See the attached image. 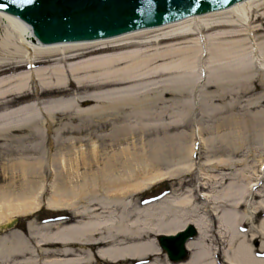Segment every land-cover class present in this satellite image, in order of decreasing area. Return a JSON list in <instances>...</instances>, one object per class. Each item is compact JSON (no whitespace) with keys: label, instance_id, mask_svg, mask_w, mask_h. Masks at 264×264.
Here are the masks:
<instances>
[{"label":"bare ground","instance_id":"6f19581e","mask_svg":"<svg viewBox=\"0 0 264 264\" xmlns=\"http://www.w3.org/2000/svg\"><path fill=\"white\" fill-rule=\"evenodd\" d=\"M263 19L264 0H249L113 38L42 44L25 22L0 12V141L21 143L17 151L6 150L16 156L3 166L8 182L0 184V224L18 217L26 222L24 231L15 229L18 219L0 234V264H264V154L240 170L241 185H234L226 171L228 165L245 163L233 162L232 151L244 146L247 122L234 118L224 134L208 139L200 122L194 134L179 132L171 142L145 139L157 126L152 121L167 111V95H175L171 106L177 121L193 111L182 97L198 88L199 71H207L200 85L203 111H216L213 104L231 96L237 100L227 111L242 107L251 89L248 72L264 73ZM252 80L254 91L261 89ZM72 82L78 89L69 95ZM235 86L238 92L232 90ZM55 93L66 96L8 108L26 94ZM259 97L256 104L263 106L264 95ZM154 105L161 107L155 110ZM255 119L261 128L256 142L264 146V112ZM54 125L59 126L54 155L52 148L44 157L24 146L46 140L52 145ZM170 126L168 122L163 128ZM108 127L114 141H134L101 154L97 132ZM88 130V137L80 138ZM195 139L206 143L208 169L222 173L194 175ZM219 139L228 146L227 156L210 155ZM86 141L88 147L81 144ZM175 166L194 172L191 187L141 205L139 191L169 175L177 179L173 175L178 170L170 171ZM43 207L69 211L71 220L36 222ZM187 225L199 234L187 243L189 258L172 262L157 238L175 235Z\"/></svg>","mask_w":264,"mask_h":264},{"label":"rangeland","instance_id":"374dc122","mask_svg":"<svg viewBox=\"0 0 264 264\" xmlns=\"http://www.w3.org/2000/svg\"><path fill=\"white\" fill-rule=\"evenodd\" d=\"M264 23V19L259 21V24ZM259 35L262 37V39L264 38V30L261 31V33H259ZM22 70H27L26 67H23ZM206 72H203V75H201V71H199L200 75L202 76V80L201 82H199L198 84V88L195 89V92H189V96L188 97H182L183 99H185L187 106L190 108L192 107L193 111L191 113H189L188 115H186L184 117V120L182 121H177V116H178V112H176L174 110V106H171V101L175 98L174 94H169L166 96V99L168 101L167 105V111L164 113V116L161 118H156L152 121V124L154 125L155 123L157 124V126H155L154 128L150 129V131L146 132V136L145 139H147L148 141H155L157 138L159 139H165L167 140L166 142H171L172 138L170 139L171 136L176 135L179 132H188V133H192L194 134V129L196 128L195 123H202L204 130H201L202 134H205V138L208 139L209 137H211L212 135L217 134L216 132H218L219 134H224V132H226L231 126L229 125V122L232 123L234 118L240 117L242 118L244 121L247 122L248 126L245 128L244 133H245V144L244 146L239 149L236 152L232 151V159L233 162H237L238 159H244L245 163L244 164H239V166L235 165L237 163H234L232 166H227V168H230L229 170H226L228 173H231V177L234 178L233 182L234 185H238V184H242L243 181L240 180L238 178V174H240V170L243 169L247 164L248 165H254V162L257 160L259 154L263 153L264 154V146L262 144H259L256 142L257 140V134L260 132L259 128V122L255 119V115L258 112H264V105L263 106H257V101L262 100L260 99L259 96L264 95V73H257L255 74V71H249L248 72V78L249 76L255 81V84H257V86L261 87V89L254 91V84L251 83L250 79L248 81V87L251 88L249 89V91H247V96L242 98V107L240 109L237 110H233V111H227L226 107L229 106L231 107L232 105L235 104V101L237 100L236 97L231 96L229 97L227 100L226 99H222L220 101H217L213 104V108H216V111L214 112H205L202 109V103H201V94H202V88H200V85H202L204 83V77L206 75ZM254 77H252V76ZM252 80V81H253ZM38 85V84H37ZM35 89V90H34ZM34 91L36 92V88L34 87ZM68 93L69 95L75 94L77 93V85L76 83L72 82V84L68 87ZM41 87L38 85V91L41 92ZM232 90H234V92H238V88L235 86ZM149 91V90H148ZM210 91H216L215 88H211ZM147 92V91H146ZM145 92V93H146ZM241 92V91H240ZM64 94V93H63ZM149 94V93H148ZM153 93L150 92L149 96H152ZM21 95V94H20ZM62 94L59 93H55L52 95H43V94H39V96H34L29 94V95H25V96H21V97H17L15 99V101L12 104H9L8 108H17L20 107L26 103H31L34 101H44L46 99H49L50 97H54V96H61ZM65 95V94H64ZM14 97V96H13ZM12 97V98H13ZM149 99V98H148ZM180 99V97L178 98ZM155 110L158 109V106L161 107V105H154ZM204 106V105H203ZM62 116V115H61ZM41 123V118H39L38 120ZM170 123L171 126L167 129H164V125L167 123ZM180 123V127H176L173 124H178ZM122 122H117V125H122ZM152 125V127H153ZM59 128V126L54 125L53 128L51 129V133L49 135V139L53 140L52 145L50 144L51 142H48V140L44 141V142H38V141H32V142H27L24 144V146H29L30 148H34L36 149V155L39 156L40 153H43V155L45 154L44 152H47V150H49V148H52L51 154L54 155L56 153L57 149V142H54V137H55V131ZM41 131L43 132L44 130L41 129ZM26 133H30V132H26ZM44 135H47V132H43ZM91 133L90 130H88L87 132H85V134L81 135L80 138L82 139H86L88 137V135ZM119 132H117L118 134ZM140 133V131H136V136ZM187 133V134H188ZM124 131H121V138H123ZM142 134V132H141ZM115 135L114 130H112L111 127H108L104 130H99L97 132V137L99 138L98 140V144L101 148V154H111L113 151H117L118 149H121L123 147V145L131 143V142H126V141H134V139L132 140L131 138L128 139H117L114 141L111 137ZM196 138V137H195ZM219 142H215V152L214 149L212 150L213 152L210 153V155L214 156V157H218L221 155L227 156V152L224 148L228 149V146L225 144V142H222L221 139H219ZM195 147L197 151L196 157L193 160V164H194V172H195V176L198 175H203L205 173H208L211 176H215L218 175L219 173H222V171H220L221 169H219L217 171V169H208V167L206 164V158H207V153H209L207 151L206 148V143L201 141L200 139H195ZM146 143L148 144L149 142L146 141ZM199 145H198V144ZM81 144H86V146H89V142H81ZM141 142H138V146H140ZM197 146H199V148L197 149ZM21 147V143L20 142H4V141H0V184H4L8 182L7 176L4 175L3 173V166L7 167L9 164V159L14 158L16 155H12L9 156L7 155V149H13L14 151H17L19 148ZM218 150V152H216ZM201 151V152H200ZM200 153V154H199ZM47 154V153H46ZM44 157H47V155H44ZM103 157L105 158V155H103ZM161 167H164L163 165H161ZM226 167V166H225ZM255 167V166H254ZM179 166H175L173 168H171L172 170L170 171H175L178 170ZM200 168L202 170H200ZM221 168V167H220ZM166 171V170H163ZM209 171V172H208ZM194 172H189V171H185V169H181L178 170L177 172H174V177H177V179L172 180L170 177V175L168 177H165V180H160L159 182L153 184V185H149L144 190L139 191L138 195L136 196V198H138V200H140L141 198H143V200L150 198V197H154L156 195L161 194L164 190H169L171 189L172 194H177L179 195L182 190H186L188 187H191L190 184L188 183V180L194 179L193 176L191 175ZM49 174V173H48ZM236 174V175H235ZM191 176V177H190ZM230 178V177H229ZM182 179V180H181ZM232 180L229 179L227 181V183L224 186H220V188H217V191H222L224 188H226L228 186V183H230ZM50 181V179H49ZM241 182V183H240ZM183 183V184H182ZM48 189L50 191L51 186L50 184L48 185ZM49 195V194H47ZM198 197V194L197 196ZM199 198V197H198ZM199 202H204L203 199L198 200ZM61 212H66V210H58V211H52L50 209H48L47 207H43L37 214L35 219H37L38 221L47 217H51L52 215H55L57 213H61ZM186 215V214H185ZM184 215V216H185ZM189 216V214H187L185 217ZM211 218V216H210ZM17 219H19V223L18 226L15 228L17 230H21L24 231L25 229V224L26 222L24 221L23 217H18ZM8 231V230H7ZM12 231V230H10ZM6 232V231H5ZM260 242V241H258ZM104 264H114L111 263L109 261L104 262Z\"/></svg>","mask_w":264,"mask_h":264},{"label":"water","instance_id":"95a60500","mask_svg":"<svg viewBox=\"0 0 264 264\" xmlns=\"http://www.w3.org/2000/svg\"><path fill=\"white\" fill-rule=\"evenodd\" d=\"M240 0H0V9L19 16L43 43L95 40L158 26ZM13 220L0 229L12 228ZM197 234L191 225L177 236L160 237L172 260L187 257L185 243Z\"/></svg>","mask_w":264,"mask_h":264},{"label":"snow or ice","instance_id":"6c2138e0","mask_svg":"<svg viewBox=\"0 0 264 264\" xmlns=\"http://www.w3.org/2000/svg\"><path fill=\"white\" fill-rule=\"evenodd\" d=\"M0 7H3V5H0Z\"/></svg>","mask_w":264,"mask_h":264}]
</instances>
